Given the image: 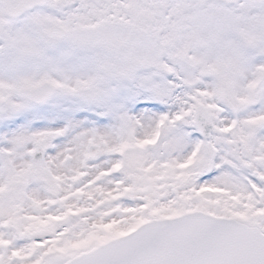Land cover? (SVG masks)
I'll list each match as a JSON object with an SVG mask.
<instances>
[{"label": "snow or ice", "instance_id": "obj_1", "mask_svg": "<svg viewBox=\"0 0 264 264\" xmlns=\"http://www.w3.org/2000/svg\"><path fill=\"white\" fill-rule=\"evenodd\" d=\"M0 264H264V0H0Z\"/></svg>", "mask_w": 264, "mask_h": 264}]
</instances>
